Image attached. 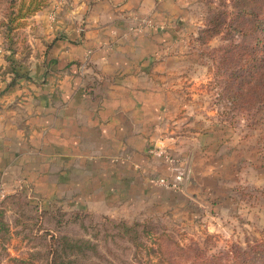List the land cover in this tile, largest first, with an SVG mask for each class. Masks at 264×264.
Masks as SVG:
<instances>
[{
	"label": "crops",
	"instance_id": "1",
	"mask_svg": "<svg viewBox=\"0 0 264 264\" xmlns=\"http://www.w3.org/2000/svg\"><path fill=\"white\" fill-rule=\"evenodd\" d=\"M204 15L195 0H47L23 28L27 56L0 30L5 196L171 210L193 224L234 208L249 176L261 185L258 148L218 121L201 88L212 70ZM11 59L24 61L11 69Z\"/></svg>",
	"mask_w": 264,
	"mask_h": 264
},
{
	"label": "rangeland",
	"instance_id": "2",
	"mask_svg": "<svg viewBox=\"0 0 264 264\" xmlns=\"http://www.w3.org/2000/svg\"><path fill=\"white\" fill-rule=\"evenodd\" d=\"M195 1L205 14L198 38L207 24L223 23L221 32L205 43L212 70L211 80L201 88L208 91L211 110H215L218 121L225 122L241 140L257 147L264 167L261 77L256 75L251 80L247 69H243L246 76L234 85L231 76L233 67L249 64L245 54L256 46V38L261 35L259 25L264 22L253 17L247 22L244 14L238 15L244 13L239 6L243 2L246 7L247 0ZM254 7L258 8V3ZM237 25L248 28V33L233 31ZM255 49L253 60L260 50ZM217 72L223 75L217 77ZM239 82H245L242 91ZM237 90L242 96L239 92L237 102L229 101ZM250 180L251 176L245 181L239 200H232L234 208L224 209L220 215L201 216L193 224L171 210L119 214L105 207L48 209L33 200H22L21 196L18 200L1 197L0 264H10L9 257L23 258L29 264H241L243 254L234 257L231 250H249L247 242L254 244L264 238V174L257 187Z\"/></svg>",
	"mask_w": 264,
	"mask_h": 264
},
{
	"label": "trees",
	"instance_id": "3",
	"mask_svg": "<svg viewBox=\"0 0 264 264\" xmlns=\"http://www.w3.org/2000/svg\"><path fill=\"white\" fill-rule=\"evenodd\" d=\"M240 1V0H238ZM237 4H240L238 3ZM242 1V0H241ZM248 4L245 7L243 2L242 5L239 6L241 8V11H244V13H240L238 15L244 14L247 19L245 21L251 22L254 18V20H260L262 19L264 22V0H247ZM258 3V8H255L254 5ZM47 6V0H0V30L2 33L3 38L5 39L6 49L11 52V54L16 53H22L23 55L27 56L31 48L29 46V43L27 41V37L25 36L23 32V28L25 27L27 23V19L38 12L39 10L44 9ZM255 23V22H254ZM223 23L216 24H207L202 30V35L199 36V39L202 43H207L210 39H212L216 34L221 32L220 26ZM258 28V26H257ZM233 31L238 32V34H244L249 29L245 27L233 26ZM241 31V32H240ZM259 33L261 34L258 36L256 46H253L251 50L247 51L245 54L246 56V62H249V64H242L237 67H233V70L231 72V76L233 77V84H238V80L241 77H245V73L243 72V69H247L249 78L256 79L259 75L261 77V89H264V50H261L264 46V23L259 25ZM248 33V32H247ZM203 34L205 36H203ZM245 35V34H244ZM235 36V35H234ZM232 36V37H234ZM263 43V44H262ZM233 47H236L232 44ZM257 56H254L253 60V54L257 51ZM234 51V48H231ZM262 55V56H260ZM234 58H236L234 56ZM243 60V56H241L240 61ZM24 61L23 59H20L19 61H16L14 59L10 60L11 69H15V66L22 65L21 62ZM251 61H255V63H251ZM217 77H220L223 75V72H217L215 74ZM215 76V77H216ZM249 84L251 81L248 82ZM245 82H239V89L242 91L243 86ZM224 90H229V88L224 87ZM227 92V91H225ZM239 90L237 92H233V95L230 97L231 100L235 102L237 97H239ZM223 94L224 92L221 91ZM231 93V92H230ZM220 94V92H219ZM242 96L240 92V97ZM236 97V98H235ZM262 97L264 98V92L262 93ZM235 98V99H234ZM237 102V101H236ZM21 196L22 200H28L23 194H11L6 195L4 200H18V197ZM247 249L242 252H238L237 250H231V253L234 254V257L236 254L240 253L243 254V258L241 261V264H264V238L260 240H256L254 244L252 242H247ZM255 254V256H252V254ZM67 254V253H66ZM11 263L10 264H29L25 259L20 257H9ZM152 262V261H151ZM1 263V261H0ZM148 264V263H147ZM154 264H161L159 262Z\"/></svg>",
	"mask_w": 264,
	"mask_h": 264
},
{
	"label": "built area",
	"instance_id": "4",
	"mask_svg": "<svg viewBox=\"0 0 264 264\" xmlns=\"http://www.w3.org/2000/svg\"><path fill=\"white\" fill-rule=\"evenodd\" d=\"M168 159L171 161V162H175L177 163L176 160H174L173 158L171 157H168ZM176 180H180L181 179V173H178V175L175 177ZM159 182L164 184V185H172L171 181H169L168 179H165V178H162V179H159ZM173 185H176V184H173ZM5 196V192L3 190V188L1 187L0 185V197H4Z\"/></svg>",
	"mask_w": 264,
	"mask_h": 264
}]
</instances>
